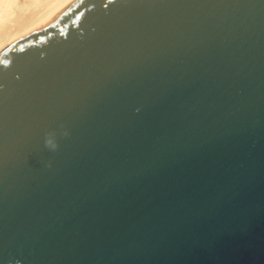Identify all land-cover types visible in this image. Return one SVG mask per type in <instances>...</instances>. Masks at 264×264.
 Returning a JSON list of instances; mask_svg holds the SVG:
<instances>
[{"label":"water","instance_id":"obj_1","mask_svg":"<svg viewBox=\"0 0 264 264\" xmlns=\"http://www.w3.org/2000/svg\"><path fill=\"white\" fill-rule=\"evenodd\" d=\"M0 264H264V0H75L1 52Z\"/></svg>","mask_w":264,"mask_h":264},{"label":"bare ground","instance_id":"obj_2","mask_svg":"<svg viewBox=\"0 0 264 264\" xmlns=\"http://www.w3.org/2000/svg\"><path fill=\"white\" fill-rule=\"evenodd\" d=\"M75 0H0V53Z\"/></svg>","mask_w":264,"mask_h":264}]
</instances>
